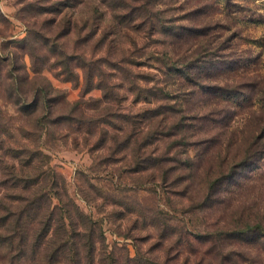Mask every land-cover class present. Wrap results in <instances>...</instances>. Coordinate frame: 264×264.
Here are the masks:
<instances>
[{
    "label": "rangeland",
    "instance_id": "1",
    "mask_svg": "<svg viewBox=\"0 0 264 264\" xmlns=\"http://www.w3.org/2000/svg\"><path fill=\"white\" fill-rule=\"evenodd\" d=\"M142 1L131 4L139 7ZM97 4L104 14L103 23L110 22L114 15L106 8L108 2ZM151 5L158 29L175 34L178 61L190 68L188 77L166 78L158 71L157 61L150 57V49L139 45L135 52L136 62L144 64L133 67L142 89L167 80L176 92L175 99L161 102L179 110L172 120L175 126L163 131L161 135L166 137L157 144L159 158L173 160L167 162L171 168L168 179H154L152 171L143 175L125 173L129 171L120 162L102 164L108 152L95 149L99 132L87 141L81 135L84 130L76 135V143L74 135L65 137L66 121L51 124L61 116L76 117V105L84 108L87 116L94 114L118 125L123 121L117 116L148 112L153 107L145 100L136 102L127 83L115 90L120 94L119 103L105 99V91L97 87V80H86L79 68L81 61L70 59L82 52L94 61L107 59V46L98 45L99 37L87 43L83 39L85 32L69 33L67 19L72 12L81 18L84 10L79 3L68 11L48 0H0V127H11L10 121L15 119V128L33 131L35 119H45L48 128L41 139L44 153L65 179L70 199L103 221L106 244L115 251L120 264H124L127 255L135 258L138 253L147 260L175 259L182 264L189 258V264H207L212 255L208 254V245L193 236L194 228H232L250 216L264 222V0H152ZM122 21L128 20L120 15L115 22ZM142 31L143 28L138 33L140 37L144 36ZM152 33L148 32L151 37ZM152 40L159 56L158 52L168 45L162 44L166 37ZM128 42L126 39L124 44ZM129 59L123 57L121 64L125 66ZM102 66L107 73L118 75L105 61ZM121 77L123 80L124 74ZM46 90L48 109L41 104L44 108L36 113L19 111L29 101L42 99ZM110 92L115 94L113 89ZM105 122L102 128L113 132ZM155 137L154 134L150 140ZM189 159L195 169H190ZM90 169L96 179L88 183L96 193L87 183L92 173H79L88 174ZM221 171L225 181L209 192V185L216 182ZM117 172L118 177H114ZM85 195L89 197L86 199ZM116 210H143L150 226L134 228L135 217L118 218L113 215ZM163 214L180 220H173L171 226L182 223L188 228L193 234L189 236L190 244L167 254L168 247L162 246L151 227L152 219L162 223ZM234 248L264 264L261 242L236 241Z\"/></svg>",
    "mask_w": 264,
    "mask_h": 264
},
{
    "label": "trees",
    "instance_id": "2",
    "mask_svg": "<svg viewBox=\"0 0 264 264\" xmlns=\"http://www.w3.org/2000/svg\"><path fill=\"white\" fill-rule=\"evenodd\" d=\"M48 1H54V5H60L68 11L76 7L78 3L81 4L84 9L80 14L81 18L72 12L67 19L69 33L85 32L83 39L87 43L99 37L98 45L107 46V59L104 58L103 61L111 65L112 70L118 75L112 72L107 73L103 69V61L89 59L83 52L76 58L75 56L70 58L81 61L79 68L83 71L88 83H95L96 79L97 87L105 91L104 98L114 103L120 102V94L115 90L122 89L125 86L124 83H127L128 90L135 94L136 102L145 100L147 104L153 106L147 109L148 112L117 116L123 121L121 125H118L115 122L102 121L94 114L87 116L84 113L85 109L76 105L74 107V111H78L76 117L61 116L55 118L51 124L59 125L66 121L68 134L65 137L74 135L73 140L76 143L79 141L76 135L84 130L86 132L81 135L84 138L87 137V141L99 132L95 149L100 147L108 152L102 164L120 162L124 163V169L129 171L125 173L143 175L152 171L154 179L160 176L168 179L171 168H168L167 162L173 160L159 158L157 152L160 149L157 144L166 137L161 133L175 126L172 120L179 110L175 105H166L169 104L166 102L175 99L176 92H174L175 89L170 88L167 80L142 89L139 86L138 74L134 73L133 67L144 65L136 62L135 53L139 45H142L144 49L151 50L150 57L153 61H157L158 71L166 78L168 76H176L180 79L188 77L190 68L188 65L181 66L174 49L175 34L158 29L157 18L154 19L155 9L151 5L152 0H143L139 7L131 4L134 0L130 2L122 0L120 4H114L117 0ZM98 1L103 4L108 2L106 8L114 15L110 22L103 23L104 14L99 12ZM109 1L112 3L109 4ZM118 11H123L124 14ZM99 13L100 16H97ZM120 15L128 21L115 22ZM142 28L144 36L140 37L141 34L138 33ZM149 31H153V37H166L162 44L168 45L162 52H158L159 56H156L157 52L153 45L156 42L148 34ZM126 39L129 42L124 44ZM141 39L144 42L140 43ZM126 56L130 59L124 66L121 62H124L123 57ZM112 58L115 59L114 61L120 60L114 62ZM123 74L124 77L121 80ZM72 77L76 78L73 75ZM150 79L145 80L146 85ZM197 87L203 86L198 84ZM112 89L115 94L110 92ZM163 101H166L165 104L161 103ZM41 104L48 109L47 90L42 99L35 98L33 102L29 101L19 111L26 113L33 110V113H36L44 108ZM138 118L143 120L138 122ZM35 120L33 131H25L22 127L15 128L17 124L15 119L10 121L11 127L5 124L0 127V264H120L115 251H110L106 244L103 221L95 219L92 214L86 213L70 199L65 179L52 166L50 156L43 151L45 146L41 144V139L48 128L45 119L42 121L41 117H37ZM103 122L108 123L114 131L102 128ZM154 134L156 137L152 141L150 137ZM116 155L122 156L116 158ZM189 162L190 169H195L193 160L189 159ZM89 172L88 174L79 172L80 176L92 173L93 177H89L87 183L89 180L96 179L93 170L90 169ZM113 176L118 177V172ZM224 177L223 171L218 172L216 182L209 185L208 191L214 192L216 184L220 185L225 181ZM88 185L96 193L94 186L89 183ZM85 197L87 199L89 196L85 195ZM113 215L118 218H125L128 215L135 217L134 228L142 225L143 229H147L150 226L147 224V216L143 210H116ZM166 216L168 217L167 214H163L161 224L152 219L151 227L162 246L168 247V254L170 250L176 251L178 248H183L187 242L190 244L189 236L193 234L182 223L171 226L170 222L173 220L180 222V220L175 218L176 216L171 219ZM193 230L195 233L193 236L200 243L208 245V254L212 255V260H209L207 264H260L256 258H248L245 253L235 250L234 244L236 241L252 240L256 244L261 242L264 247V222L254 220L250 216L249 220H242L241 224L232 228L223 226L207 231H199L197 228ZM124 259V264H180L175 259H172L174 262L170 261L171 259L161 262L159 258L157 261L147 260L140 253L138 257L131 258L127 255ZM188 260L189 258L182 264H189ZM196 264H202V262Z\"/></svg>",
    "mask_w": 264,
    "mask_h": 264
}]
</instances>
